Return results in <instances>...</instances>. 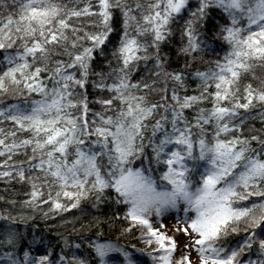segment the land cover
I'll return each instance as SVG.
<instances>
[{
	"label": "snow or ice",
	"instance_id": "1",
	"mask_svg": "<svg viewBox=\"0 0 264 264\" xmlns=\"http://www.w3.org/2000/svg\"><path fill=\"white\" fill-rule=\"evenodd\" d=\"M173 42L183 67L161 56ZM0 54V181L81 240L61 233V254L32 255L43 238L6 208L0 264H264V0H0ZM89 86L101 107L91 119ZM107 201L123 215L108 217ZM181 211L182 251L161 231ZM84 241L86 257L71 251Z\"/></svg>",
	"mask_w": 264,
	"mask_h": 264
},
{
	"label": "trees",
	"instance_id": "2",
	"mask_svg": "<svg viewBox=\"0 0 264 264\" xmlns=\"http://www.w3.org/2000/svg\"><path fill=\"white\" fill-rule=\"evenodd\" d=\"M216 23L220 22V17L217 16L216 20L214 21ZM179 44L177 42L168 43L162 46L161 56H168L171 58V64L172 67H176L179 65L180 67H183V57L180 59H177V51H178ZM227 49V45L224 46V50H219V57H222L225 54V51ZM0 58H2V54H0ZM111 58L110 51L107 53L106 56H102L99 58V61L96 65V70L100 71L103 69L104 71H107V65L108 61ZM217 59L216 54H208L205 56L206 61H214ZM114 63V62H113ZM212 66L209 64L202 65L201 70H206L208 67ZM154 71L153 65L151 61L148 63V67L145 68L143 62H141L140 71L135 73L132 77L133 82H135L137 79L140 78L141 75L148 76L151 74V72ZM254 73L257 77H264V68L257 67L254 69ZM93 79H99V77H93ZM253 83H258V81H253ZM197 87V84L195 82L190 81L188 84V90L191 93L193 89ZM90 95H89V103L91 106V111L89 113V119L92 118V113L101 111V107L99 104L94 103V101L98 98V93L95 89H93L91 86H89L88 89ZM155 96V94H153ZM31 99V98H29ZM249 124H254L255 127L259 128L261 126V116L259 111H253L250 118L248 119ZM150 152V149H148ZM140 160H136L134 166H139ZM189 166L191 167V162H189ZM144 168H148L149 164L148 161L145 159ZM152 168V175L157 181L159 182V175L160 172L157 169V166L155 163L151 165ZM0 197H3L4 199H0V211H4L6 208H11L12 214L14 216L23 217V221L18 224V227L20 231L25 235V237L32 238L35 237V239L39 242L41 238H43V245H33L32 249V255H36L37 252L39 254H44L46 251H49V244H51L52 249L56 251V253L59 255L60 248L63 246L62 241L60 240V234L62 233L66 238L70 239V242L74 245L77 242H81L80 237L78 234L72 232V225L68 224L65 225L63 221H60L57 219L56 222H53L51 220H45L42 218V214L39 212H31L29 209L22 206L20 201L25 199L24 193L21 190V186L19 184H16L13 187L9 186L8 184L4 183L3 181H0ZM7 199H14L18 203L12 207L7 205L6 200ZM91 208L90 204L85 205V212L80 213L76 212V217L78 219L83 220L84 216L87 215L88 209ZM101 208L107 213L108 217H111L113 213H116L117 215H123L122 212L119 211V206L115 205L112 201H107L104 204L101 205ZM92 211H96V209H91ZM75 211V210H74ZM67 215L68 219L70 221L73 220V215L71 213L65 214ZM91 217H89L90 219ZM75 222V221H74ZM3 221H0V224H3ZM84 223H87V220H84ZM119 225H116V228H118ZM77 228H79V224L77 223ZM67 229V230H65ZM85 235H91V233H85ZM139 235V234H137ZM119 236V231L112 230L105 232V237L111 238L112 240H116ZM237 239H239L237 237ZM121 244H127V243H136L135 238H129V240H121ZM59 245V247L57 246ZM141 247L143 245H140ZM27 250V249H26ZM72 252H76L78 255L82 253L85 257L87 256V242H83V247L79 250H76L75 247L71 249ZM2 256V254H0ZM148 257V256H144ZM150 258V257H149ZM251 259H255V255H252L250 257Z\"/></svg>",
	"mask_w": 264,
	"mask_h": 264
},
{
	"label": "rangeland",
	"instance_id": "3",
	"mask_svg": "<svg viewBox=\"0 0 264 264\" xmlns=\"http://www.w3.org/2000/svg\"><path fill=\"white\" fill-rule=\"evenodd\" d=\"M177 217H183V212H172L170 214H166L163 219V224L165 225L164 228L161 229L162 232L166 233L170 237H174L177 242L178 246L180 247L181 251L183 249V245L186 242V237L179 232L174 231L177 227L183 228V224L179 222ZM159 225L157 224V227ZM181 251H177L175 256L178 259L181 255ZM143 259L147 262V264H152L151 258L143 257ZM193 264H195V257L193 258Z\"/></svg>",
	"mask_w": 264,
	"mask_h": 264
}]
</instances>
